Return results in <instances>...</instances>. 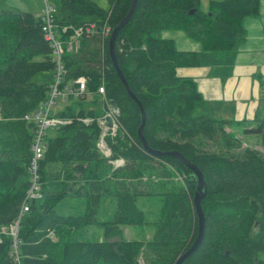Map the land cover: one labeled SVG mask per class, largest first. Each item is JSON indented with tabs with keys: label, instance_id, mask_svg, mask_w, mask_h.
Wrapping results in <instances>:
<instances>
[{
	"label": "trees",
	"instance_id": "trees-1",
	"mask_svg": "<svg viewBox=\"0 0 264 264\" xmlns=\"http://www.w3.org/2000/svg\"><path fill=\"white\" fill-rule=\"evenodd\" d=\"M107 2L103 7L94 0H59L63 16L54 14V29L64 44L66 73L58 88H74V81L83 76L85 90L78 96L67 91L63 98L68 103L52 111L68 122L45 128L35 172L30 159L36 122L24 116L48 98L55 61L40 15L0 10V116L10 121L21 148L19 158L0 148V264H17L15 253L18 264H141V259L143 264H176L196 241L197 176L177 156L157 155L144 147L138 137L141 110L109 52L111 31L131 9L117 33L114 54L143 108V138L151 150L181 153L205 182L203 235L182 264H264V149L242 147L236 132L244 128L247 135L260 134L264 147V121L247 125L194 114L202 96L195 80L178 76L176 69L200 65L199 55L178 50L172 39L159 36L164 30L183 31L202 51L224 60L237 52L245 35L243 19L259 13V0H210L206 11L200 0ZM90 23L95 26L74 37L75 27L86 30ZM63 25L70 27L62 31ZM104 25L110 29L107 34ZM41 72H47L51 82L35 81ZM102 79L105 97L119 108L115 134L104 136L109 156L98 146V117L105 104L100 114L86 102L91 93L101 95L97 87ZM84 117L92 121L84 122ZM229 127L236 131H226ZM118 158L122 165H115ZM29 190L40 197H28ZM101 195L115 199L111 221L97 220ZM148 195L162 202L154 222H146L136 205L138 197ZM67 196L86 199L82 214L57 212V204ZM25 203L28 209L21 212ZM17 221L13 235L10 226ZM145 223L154 225L150 239L123 237L122 226ZM95 226H102V235L85 237Z\"/></svg>",
	"mask_w": 264,
	"mask_h": 264
},
{
	"label": "crops",
	"instance_id": "crops-1",
	"mask_svg": "<svg viewBox=\"0 0 264 264\" xmlns=\"http://www.w3.org/2000/svg\"><path fill=\"white\" fill-rule=\"evenodd\" d=\"M13 1L0 0V10L31 11L37 13L35 15L41 12L40 0H19L20 4L16 5ZM209 1L200 0L202 10H207ZM242 24L245 31L243 41L237 52L224 60L216 59L213 53L202 51L200 43L189 38L183 31L164 30L159 36L172 39L178 50L198 53L200 65L176 69L178 76L195 80L203 99L198 109L202 108L204 114L214 118L246 121L250 125L264 121V0H259V13L245 17ZM246 140L256 143L253 142L256 137L250 134Z\"/></svg>",
	"mask_w": 264,
	"mask_h": 264
},
{
	"label": "rangeland",
	"instance_id": "rangeland-1",
	"mask_svg": "<svg viewBox=\"0 0 264 264\" xmlns=\"http://www.w3.org/2000/svg\"><path fill=\"white\" fill-rule=\"evenodd\" d=\"M98 4L103 7L108 6L107 0H94ZM13 4H20L19 0H14ZM49 5H53L54 13L58 19H61L63 14L60 11V3L59 0H48ZM45 2L44 0H40V9L44 8ZM203 9V7H200ZM39 9V10H40ZM16 10V9H11ZM35 13V12H34ZM37 14V13H35ZM56 28V27H55ZM78 40L74 41V45H76ZM35 81H51L49 74L47 72H41L34 77ZM68 98L66 100H62L60 96L56 97L55 104L52 107V111L56 112L59 109H62L67 103ZM86 102L89 107H92L98 113H102L103 110V98L99 94L91 93L87 96ZM203 113L202 108H195L194 114ZM232 130L236 131V129L225 128V130ZM244 128H240L237 132V136L243 140L242 147L246 144H257L260 146L259 139L261 138L260 134H250L252 137H256V140L252 143L246 140L247 134L243 132ZM238 132L240 134H238ZM242 137V138H241ZM252 146V145H251ZM262 150L264 149L263 146H260ZM0 148H7L12 150L13 156L19 158L21 155V148L19 145L18 140L15 137L14 130L10 125V121L7 118H3L0 116ZM137 207L143 211L144 218L146 222H154L159 219L160 217V210L162 206V202L160 197L157 196H141L138 197L136 201ZM86 207V199L82 196H67L65 197L59 204H57L56 209L57 212L64 215H78L82 214ZM115 211V199L108 196V195H101L98 209H97V220L99 221H111L113 219ZM124 229L123 237L125 239H132V240H148L151 238L152 233L154 231V225L152 223H145L143 225H125L122 226ZM103 233L102 226H95L87 231L85 237L88 238H98ZM261 257H264V253L260 254ZM141 264H143V260L141 259Z\"/></svg>",
	"mask_w": 264,
	"mask_h": 264
},
{
	"label": "built area",
	"instance_id": "built-area-1",
	"mask_svg": "<svg viewBox=\"0 0 264 264\" xmlns=\"http://www.w3.org/2000/svg\"><path fill=\"white\" fill-rule=\"evenodd\" d=\"M45 5L44 8L41 9L40 16L43 20L42 30L44 31L45 38L48 40V43L51 46L52 60L55 61V68L53 73L54 83L51 85V89L49 92L48 98L43 102L42 106L35 112H33L31 115L26 114L24 116L25 119H31L34 123L36 122V130L35 134L33 135L32 140V155L30 159V163L32 165L33 172H35V169L38 167V161L42 157V145L41 140L42 137L45 134V128L48 126H55V125H61L64 123H67V119L56 117L52 114V107L54 106L56 97L60 96L62 100H64V95L67 91L73 93L75 96L81 95L82 92L85 90V78L83 76L78 77L74 82L76 83V86L73 87H66V91L63 92L59 90L58 86L61 83L63 75L66 73V69L63 65L62 56L64 54V44L62 43V40L60 38L56 37V31H55V25H54V7L53 5L48 4V0H44ZM94 23H90L84 30L81 25L78 27H75V36L74 37H80L82 31H88L90 28L94 27ZM69 25H63L62 31H66L67 28H69ZM104 33H109L110 29L104 25L103 27ZM72 41L69 40L67 44V49H71L72 47ZM104 80H101L100 85L97 87V92L102 95V98L104 100V104L106 107V110L104 113L98 117L99 123L102 125V132L98 141V146L102 150V152L106 155H110V148L108 147L107 143L104 140L105 135H114L116 132L117 127L119 126V122L117 120V116L119 114V108L115 106V104L107 99L105 97V89H104ZM109 118L111 121L110 125L106 124L105 118ZM84 122H91L92 118L84 117L82 119ZM115 165H122L123 159L118 158L114 161ZM28 197L30 198H38L40 197L39 193H34L31 190H29ZM28 209V204L25 203L22 208V211H26ZM17 222L12 224L10 226L11 233L15 235L16 229H17ZM16 252V251H15ZM14 260L18 264L19 258L17 256V253H15Z\"/></svg>",
	"mask_w": 264,
	"mask_h": 264
},
{
	"label": "water",
	"instance_id": "water-1",
	"mask_svg": "<svg viewBox=\"0 0 264 264\" xmlns=\"http://www.w3.org/2000/svg\"><path fill=\"white\" fill-rule=\"evenodd\" d=\"M132 12V9L129 11V13L126 15V17L116 26L113 28V30L110 33L109 36V40H108V47H109V52L111 55V59L113 62V65L118 73V75L120 76L122 82L124 83L126 90L128 92V94L137 102V104L139 105V108L141 110V115H142V123L138 128V137L139 139L143 142V145L145 148H147L148 150H150L152 153L157 154V155H163V154H171V155H175L178 158H180L195 174V176H197V186H196V190L193 196V206H194V210L195 213L198 217V234H197V239L196 241L193 243L192 247L189 249V251H187L186 253H184L176 262V264H182V261L190 254V252H192L200 243L202 235H203V230H204V224H205V218L203 215V211H202V207H201V199L203 198V196L205 195V182H204V178L202 173L200 172V170L197 168L196 165L192 164L188 159H186L181 153L179 152H170V153H162L159 151H154L151 150L142 135V126L144 123V111L143 108L141 106V103L137 100V98L135 97V95L129 90L128 86L126 85V82L122 76V73L118 67V64L116 62L115 59V54H114V43H115V39L117 36V33L119 31V29L121 28V26L127 21V19L129 18L130 14ZM106 124L110 125L111 121L110 119L107 117L105 118Z\"/></svg>",
	"mask_w": 264,
	"mask_h": 264
}]
</instances>
